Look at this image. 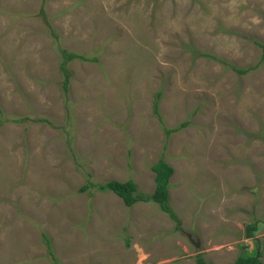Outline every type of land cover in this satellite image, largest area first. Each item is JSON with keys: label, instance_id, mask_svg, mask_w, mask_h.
Segmentation results:
<instances>
[{"label": "rangeland", "instance_id": "374dc122", "mask_svg": "<svg viewBox=\"0 0 264 264\" xmlns=\"http://www.w3.org/2000/svg\"><path fill=\"white\" fill-rule=\"evenodd\" d=\"M161 160L177 220L96 186L150 195ZM48 239L61 264H264V0H0V264H55Z\"/></svg>", "mask_w": 264, "mask_h": 264}, {"label": "trees", "instance_id": "16d2710c", "mask_svg": "<svg viewBox=\"0 0 264 264\" xmlns=\"http://www.w3.org/2000/svg\"><path fill=\"white\" fill-rule=\"evenodd\" d=\"M75 57H82V55H78L77 53L65 51V60L61 63V68L66 75V82H68V79L70 76V71L66 67L67 62L69 59H72ZM235 70H238L242 73H246L248 71L247 69H237V68H235ZM159 96H160V93H159ZM155 112L157 114H160L159 109H158V101L155 107ZM172 131H176V129L166 128L167 133L170 134ZM153 170L156 173V177H155L156 178V188H155L154 193L150 195L139 193L138 186L135 183V181L132 179H129L127 181H119V180L114 179V180L107 181L105 183L97 184L96 186L98 187V189H101L103 191L104 190L114 191L123 199L124 203L128 206L133 205L137 201L154 200L160 204V207L163 211L169 213L172 216V218L177 220L176 214L169 204V195H170V190H169L170 181L169 180H170V177L174 173V167L168 164L167 162L161 160L157 164L153 165ZM255 229H256L255 224L252 223L251 225H248L247 230H248V235L250 237L253 236ZM255 244L258 245L259 242L256 240ZM48 247H49L50 254L53 256L54 263L61 264L58 261L57 257L54 255L49 239H48ZM260 255H261V252H257V254H253L252 252L246 253V251H244L239 256V258L236 260L235 264H263V262L259 259ZM200 259L202 260V258ZM201 263L203 262L201 261Z\"/></svg>", "mask_w": 264, "mask_h": 264}, {"label": "clouds", "instance_id": "9594fccd", "mask_svg": "<svg viewBox=\"0 0 264 264\" xmlns=\"http://www.w3.org/2000/svg\"><path fill=\"white\" fill-rule=\"evenodd\" d=\"M253 236H254V233H253ZM253 236H251V237H253ZM250 237V236H249ZM258 241V240H257Z\"/></svg>", "mask_w": 264, "mask_h": 264}]
</instances>
